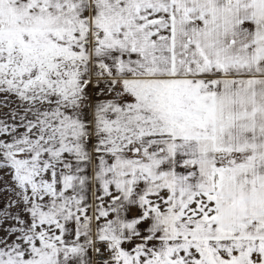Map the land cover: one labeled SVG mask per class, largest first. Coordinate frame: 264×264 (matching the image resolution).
Wrapping results in <instances>:
<instances>
[{"label": "snow or ice", "instance_id": "1", "mask_svg": "<svg viewBox=\"0 0 264 264\" xmlns=\"http://www.w3.org/2000/svg\"><path fill=\"white\" fill-rule=\"evenodd\" d=\"M0 264H264V0H0Z\"/></svg>", "mask_w": 264, "mask_h": 264}]
</instances>
